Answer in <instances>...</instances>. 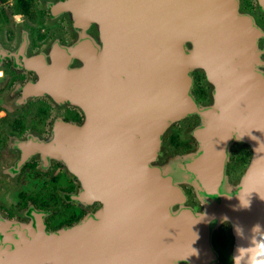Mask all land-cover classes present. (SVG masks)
Instances as JSON below:
<instances>
[{
    "label": "water",
    "instance_id": "obj_1",
    "mask_svg": "<svg viewBox=\"0 0 264 264\" xmlns=\"http://www.w3.org/2000/svg\"><path fill=\"white\" fill-rule=\"evenodd\" d=\"M60 8L86 33L57 49L68 58L40 90L81 108L85 120L57 125L33 153L79 180L72 200L100 207L57 231L36 211L28 224L0 215V264H215L221 224L230 226L232 255L247 246L255 225L264 230V28L256 16L240 0H70ZM196 71L211 88L208 104L191 94ZM190 117L200 120L188 132L195 150L157 164L163 136ZM236 143L252 158L231 184ZM183 185L200 211L186 205Z\"/></svg>",
    "mask_w": 264,
    "mask_h": 264
},
{
    "label": "flooded vegetation",
    "instance_id": "obj_2",
    "mask_svg": "<svg viewBox=\"0 0 264 264\" xmlns=\"http://www.w3.org/2000/svg\"><path fill=\"white\" fill-rule=\"evenodd\" d=\"M69 1L0 0V71L4 73L0 78V112L5 113L0 117V215L30 223L31 212L36 211L43 214L48 231L72 226L100 207L99 203L84 205L72 200L79 192V180L60 162L50 158L44 161L40 152L33 153L36 144L52 138L57 125L80 126L85 120L81 108L57 102L50 93L40 90L43 77L57 73L43 66H49L57 56L62 58L65 53L57 49L68 50L86 33L74 26L69 9L60 8ZM242 3L245 11L257 12L255 0ZM18 12L24 15V23L19 25L12 19ZM89 31L98 40L97 26L92 24ZM52 51L56 53L53 58ZM70 66H79L78 61L72 60ZM191 92L199 102L209 100L203 75L194 77ZM177 142L178 145L168 143L181 149L184 141L179 135ZM184 144L182 151H187L190 146ZM244 146L230 150L226 168L230 181L250 162V148ZM23 155L30 157L19 165ZM9 183L17 189L12 207L5 199ZM232 241L224 228L216 232L218 256Z\"/></svg>",
    "mask_w": 264,
    "mask_h": 264
},
{
    "label": "rangeland",
    "instance_id": "obj_3",
    "mask_svg": "<svg viewBox=\"0 0 264 264\" xmlns=\"http://www.w3.org/2000/svg\"><path fill=\"white\" fill-rule=\"evenodd\" d=\"M240 1H241V9L244 12H246V13H249V14H251L253 16H256L257 22L264 28V24L262 22V16L264 14V11H261V10L258 9L256 0H255V2H256L257 12L256 11H253V12L245 11L243 9L242 0H240ZM87 32L90 33L89 29H88ZM83 35H85V33H83ZM262 43H264V39L262 40ZM197 74L203 75L199 71L194 72L193 73V83H194V77L197 76ZM205 84L209 88L210 97H209V100L207 99L204 102H199V101H197L196 97L193 96L199 104H208V103H210L212 101L211 100V88L209 87V85L206 82H205ZM192 88H193V85H192ZM191 94H192V92H191ZM199 124H200V120L197 117H190V118L183 119V120L179 121L178 123H175L174 125H172L171 128L163 136L162 145H161V148H160L159 158H158V163L157 164H159V165L165 164L166 162H168L170 160V158H175L177 155H181V154H183L185 152L188 153V152L194 151L195 148H196V143L189 136L188 132H190L193 128H195ZM174 133L178 134L180 136L181 141H184L183 144L181 145V149L176 148V147H174V146H172L171 144L168 143L169 136L174 134ZM184 143H188L189 146H190V148L187 151H182L183 148H184L183 145H185ZM243 146H244L243 143H240V144L236 143V144L233 145V147L231 149H235L237 147H243ZM251 158H252V156H251ZM229 159H230V157H229ZM250 161H251V159H250ZM249 163H248V165H249ZM248 165H246V166L244 165V168L242 170H238L239 171L238 175H236V177L232 181H230L229 177L227 176L229 182L231 184L236 183L243 176V174H244L246 168L248 167ZM183 190H184L185 194H186V192H190V195L187 196V194H186V196H187L186 205L189 206V207H192L195 211H200L202 204L197 199L193 188L191 186H189V185H183ZM16 191H17V189L16 188L15 189L12 188V184L9 183L7 189L5 190V199L7 198V201H8L7 206L8 207H12L13 206L12 203L16 202L15 201L16 199L14 197ZM1 216L5 217V219H7L9 221H19V220L9 219L4 214H1ZM19 222H21V221H19ZM25 224H28V223H25ZM221 228H224L226 230V232H228V235L230 237H232V235L230 233V226L228 224L219 225L215 229V231L213 232L212 241H213V245H214V250H215V252L217 254L215 264H231L230 257L232 256V250H233V247H234V239H233L232 243H230L225 248V250L222 252V254L221 255L219 254L220 256H218V251H217V248L215 247V244H214L215 234Z\"/></svg>",
    "mask_w": 264,
    "mask_h": 264
},
{
    "label": "clouds",
    "instance_id": "obj_4",
    "mask_svg": "<svg viewBox=\"0 0 264 264\" xmlns=\"http://www.w3.org/2000/svg\"><path fill=\"white\" fill-rule=\"evenodd\" d=\"M13 21L19 25L24 23L23 13H16L12 17ZM4 73L0 71V78ZM5 113L0 112V117ZM237 236L244 238L242 231L237 228ZM252 234L248 237L247 246L237 245L234 254L230 257L231 264H264V230L260 225H255Z\"/></svg>",
    "mask_w": 264,
    "mask_h": 264
},
{
    "label": "bare ground",
    "instance_id": "obj_5",
    "mask_svg": "<svg viewBox=\"0 0 264 264\" xmlns=\"http://www.w3.org/2000/svg\"><path fill=\"white\" fill-rule=\"evenodd\" d=\"M62 55V58H60L59 56H57L58 58H57V60H54V66H53V69H52V71L50 72V73H54V72H57V70H58V67L60 66V64L62 63V62H60V61H64L63 62V64L65 63V61L67 60V55L66 54H61ZM61 68H63V67H61ZM64 70V69H63ZM46 73V72H45ZM53 95V94H52ZM55 96V95H54Z\"/></svg>",
    "mask_w": 264,
    "mask_h": 264
},
{
    "label": "trees",
    "instance_id": "obj_6",
    "mask_svg": "<svg viewBox=\"0 0 264 264\" xmlns=\"http://www.w3.org/2000/svg\"><path fill=\"white\" fill-rule=\"evenodd\" d=\"M177 135L178 134H172L171 136H169V140L168 142H170L172 145H176L178 142H177ZM178 145V144H177ZM180 145V143H179ZM187 148V147H186Z\"/></svg>",
    "mask_w": 264,
    "mask_h": 264
}]
</instances>
